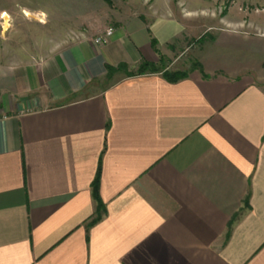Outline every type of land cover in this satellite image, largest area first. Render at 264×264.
I'll return each mask as SVG.
<instances>
[{"label":"crops","instance_id":"obj_1","mask_svg":"<svg viewBox=\"0 0 264 264\" xmlns=\"http://www.w3.org/2000/svg\"><path fill=\"white\" fill-rule=\"evenodd\" d=\"M149 22L0 64V264H264V27L204 30V74L109 83L176 63L188 36Z\"/></svg>","mask_w":264,"mask_h":264},{"label":"rangeland","instance_id":"obj_2","mask_svg":"<svg viewBox=\"0 0 264 264\" xmlns=\"http://www.w3.org/2000/svg\"><path fill=\"white\" fill-rule=\"evenodd\" d=\"M132 19L150 21L152 32L159 31L163 43L188 36L171 49L178 55L174 66L165 57L163 66L171 71L197 69L198 53L212 39L211 32L199 42L204 30L243 21L249 30L260 31L264 0H0V64L42 60L79 36L99 38ZM139 70H118L109 83L139 76Z\"/></svg>","mask_w":264,"mask_h":264},{"label":"trees","instance_id":"obj_3","mask_svg":"<svg viewBox=\"0 0 264 264\" xmlns=\"http://www.w3.org/2000/svg\"><path fill=\"white\" fill-rule=\"evenodd\" d=\"M107 2H110V0H106ZM204 40V37L199 40L201 42ZM163 61L164 58L161 57L159 64H151V63H143L140 66V75H148V74H161L168 82L171 83H177L179 81L185 80L189 76V72L186 71H171L168 70L167 68H164L163 66ZM126 66H120L117 70L111 68L110 69V74L113 75V73H116L118 70H126ZM193 70H199L202 74H204L203 69L201 65L196 69L194 68ZM129 77H134V76H129ZM101 172H102V165L100 163L95 181L93 183V196L95 201L97 202V210H96V217L93 220L92 224H96L99 221L102 220L103 216L105 215L106 209L104 204L102 203L100 199V181H101Z\"/></svg>","mask_w":264,"mask_h":264},{"label":"built area","instance_id":"obj_4","mask_svg":"<svg viewBox=\"0 0 264 264\" xmlns=\"http://www.w3.org/2000/svg\"><path fill=\"white\" fill-rule=\"evenodd\" d=\"M113 34L114 29L110 28L105 32V34H103L99 39H97L95 43L98 45L106 44L109 39L113 36Z\"/></svg>","mask_w":264,"mask_h":264},{"label":"snow or ice","instance_id":"obj_5","mask_svg":"<svg viewBox=\"0 0 264 264\" xmlns=\"http://www.w3.org/2000/svg\"><path fill=\"white\" fill-rule=\"evenodd\" d=\"M4 15H6V13Z\"/></svg>","mask_w":264,"mask_h":264},{"label":"bare ground","instance_id":"obj_6","mask_svg":"<svg viewBox=\"0 0 264 264\" xmlns=\"http://www.w3.org/2000/svg\"><path fill=\"white\" fill-rule=\"evenodd\" d=\"M4 18H5V17H4ZM4 18H3V19H4Z\"/></svg>","mask_w":264,"mask_h":264}]
</instances>
